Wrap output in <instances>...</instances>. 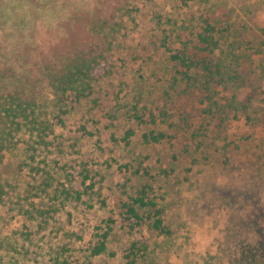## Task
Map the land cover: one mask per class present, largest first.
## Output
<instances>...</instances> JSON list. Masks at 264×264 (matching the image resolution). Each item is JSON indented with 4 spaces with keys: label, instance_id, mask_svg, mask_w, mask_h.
<instances>
[{
    "label": "rangeland",
    "instance_id": "1",
    "mask_svg": "<svg viewBox=\"0 0 264 264\" xmlns=\"http://www.w3.org/2000/svg\"><path fill=\"white\" fill-rule=\"evenodd\" d=\"M129 8L112 51L95 69L89 96L61 116V124H52L36 155L25 134L5 152L2 261L50 264L66 232L85 227L81 241L62 245L72 264H82L91 228L147 184L172 236L163 240L145 229L125 234L116 225L108 242L113 256L100 255L89 264H123V250L139 238L153 252L152 263L144 264H264V0H130ZM205 16L230 27L231 52L238 58V81L212 87L211 100L174 75L161 47L166 35L172 48L193 40ZM51 100L48 90L38 98L47 112ZM129 106L141 122L131 118ZM84 120L93 122L87 128L97 130L94 135L75 131ZM127 130L132 135L121 142ZM148 133L164 138L144 143ZM84 174V184L93 183L94 190L89 210L79 205L80 214L66 205L36 231L37 221L26 219L22 201L27 209L56 202L37 198L42 179L49 178L50 196L62 185L82 190ZM96 197L104 208L96 210Z\"/></svg>",
    "mask_w": 264,
    "mask_h": 264
},
{
    "label": "trees",
    "instance_id": "2",
    "mask_svg": "<svg viewBox=\"0 0 264 264\" xmlns=\"http://www.w3.org/2000/svg\"><path fill=\"white\" fill-rule=\"evenodd\" d=\"M129 5L130 0H0V163L19 134L31 139L28 148L32 155L37 152L39 145L46 144L52 124H61V116L89 96L95 69L112 51L123 19L130 17L133 11ZM200 23V31L195 33L193 40L178 42L180 47L172 48L166 35L161 47L169 54L174 75L186 85L198 89L205 99L211 100L212 87L238 81V58L231 52L235 40L229 38L231 30L228 25L217 26L206 16ZM194 42L192 47L187 46ZM44 90H48L52 97L51 112L42 108L38 101ZM133 108L128 107V111H132L131 118L141 122ZM90 123L93 124L84 120L75 129L80 137L95 134L97 130L90 132L87 128ZM131 135V130L125 131L121 142L127 143ZM163 138V134L142 135L144 143H156ZM28 158L32 160L31 156ZM157 174L166 175V172L159 170ZM142 175L150 178L145 170ZM47 178H43L41 186L37 187V198L44 195L56 202L31 206V210L24 207L26 203L22 201L23 213H29L26 219L37 221L36 231L66 205L80 214L79 205L83 210H89L91 206L87 201L94 195L93 183L84 184L88 180L85 174L80 184L82 190L62 185L60 190H56V195L50 196L46 192L50 187ZM151 191L150 186L144 184L133 195L118 201L113 217H106L91 228L80 256L82 264H89V259L100 255L113 256V252L108 250V242L116 225L124 229L125 234H139L145 229L163 240L172 236V230L163 221V208L154 201ZM7 194L5 185L0 183V205ZM83 196L86 198L82 200ZM96 199V210L104 208V201ZM84 229L66 232L64 244L70 246L81 241ZM62 245L52 250L50 264H72ZM21 251L20 247L17 255ZM152 254L147 242L140 241V238L132 240L123 250V264L152 263ZM5 263L0 256V264Z\"/></svg>",
    "mask_w": 264,
    "mask_h": 264
}]
</instances>
